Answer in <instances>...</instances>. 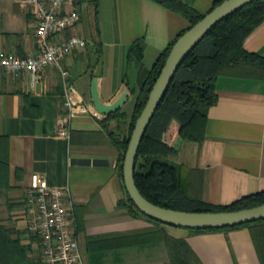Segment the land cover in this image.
Listing matches in <instances>:
<instances>
[{
  "label": "crops",
  "instance_id": "0c3cea01",
  "mask_svg": "<svg viewBox=\"0 0 264 264\" xmlns=\"http://www.w3.org/2000/svg\"><path fill=\"white\" fill-rule=\"evenodd\" d=\"M179 1L204 15L216 0ZM74 5L84 50L45 67L35 81L27 71L15 75L0 69V224L28 257L38 259L37 239L27 229V187L30 175L38 173L51 186L69 188L66 203L72 208L83 264H171L175 245L169 241L184 242L201 264H262V224L192 232L118 205L125 189L117 169L119 149L109 131L126 135L128 117L103 125L104 115L91 104V79L99 78L101 101H112L126 87V102L134 103L154 60L189 21L155 0H76ZM34 30L29 9L16 0H0L1 52L35 54ZM137 44L141 60L130 61L129 47ZM243 48L264 56V20L244 38ZM70 90L86 109L65 120V139L57 129L64 94ZM215 92L203 138L175 137L174 152L166 160L201 174L205 202L228 204L264 190V72L219 75ZM125 103L121 109L129 116L132 107L127 111Z\"/></svg>",
  "mask_w": 264,
  "mask_h": 264
},
{
  "label": "trees",
  "instance_id": "16d2710c",
  "mask_svg": "<svg viewBox=\"0 0 264 264\" xmlns=\"http://www.w3.org/2000/svg\"><path fill=\"white\" fill-rule=\"evenodd\" d=\"M155 1L184 16L190 23L189 27L203 16L179 0ZM221 1L223 0H216L214 6ZM263 20L264 0H253L213 25L182 60L148 124L136 154L134 182L140 194L148 201L174 210L200 212L231 211L264 203V190L242 196L228 204L205 202L201 196V174L166 160L174 152L171 144L175 137L187 141H199L203 138L207 110L217 101L215 80L219 75H249L251 71L258 70L264 72V56L243 48L244 38ZM177 37L159 53L147 71L135 95L130 115L120 108L104 115L101 120L104 125L109 120L121 121L128 117L126 135L118 136L109 131L112 142L119 149L117 169L122 183V161L134 122L145 105L151 86ZM132 54L134 57H131ZM141 54L139 44L130 45V61L140 62ZM118 205L126 207L133 215L145 216L135 208L126 192L125 198L119 200ZM251 224L264 225V219L232 227ZM218 229L222 228L189 230L200 232ZM169 242L175 245V251L170 252L171 264H201L184 242ZM259 244V255L264 264V228ZM0 264L40 262L28 257L19 240L11 238L0 224Z\"/></svg>",
  "mask_w": 264,
  "mask_h": 264
},
{
  "label": "built area",
  "instance_id": "2783aa9c",
  "mask_svg": "<svg viewBox=\"0 0 264 264\" xmlns=\"http://www.w3.org/2000/svg\"><path fill=\"white\" fill-rule=\"evenodd\" d=\"M75 1L16 0L20 8L33 13L36 52L19 57L0 51V69L15 75L27 71L35 81L45 67L57 64L72 52L84 50L86 39L76 32L79 12ZM66 31L67 35L56 39V35ZM61 76L66 79L67 71H61ZM72 92H65L63 117L59 115L57 135L65 139L69 137L66 119L86 109L81 101L75 100ZM68 194L66 185L51 186L43 175H30L27 187V229L37 239L40 264H83L74 235L72 208L66 203Z\"/></svg>",
  "mask_w": 264,
  "mask_h": 264
},
{
  "label": "water",
  "instance_id": "95a60500",
  "mask_svg": "<svg viewBox=\"0 0 264 264\" xmlns=\"http://www.w3.org/2000/svg\"><path fill=\"white\" fill-rule=\"evenodd\" d=\"M251 1L253 0H223L177 37L151 86L145 105L134 122L122 161L123 186L135 208L151 220L186 229H210L232 227L264 219V203L249 208L215 212L161 207L143 197L134 182L135 159L139 144L182 60L213 25ZM98 82L97 76L92 77L90 82V100L96 112L108 115L119 110L127 100L128 89L123 88L112 101L105 102L100 100Z\"/></svg>",
  "mask_w": 264,
  "mask_h": 264
},
{
  "label": "rangeland",
  "instance_id": "374dc122",
  "mask_svg": "<svg viewBox=\"0 0 264 264\" xmlns=\"http://www.w3.org/2000/svg\"><path fill=\"white\" fill-rule=\"evenodd\" d=\"M132 103H133L132 100L127 101V102L125 103V105H124V109H126L127 111H129V110L131 109V107H132ZM164 159H165V158H164Z\"/></svg>",
  "mask_w": 264,
  "mask_h": 264
}]
</instances>
